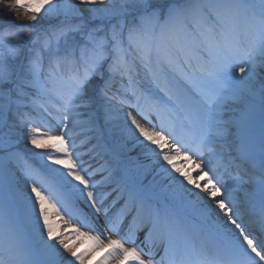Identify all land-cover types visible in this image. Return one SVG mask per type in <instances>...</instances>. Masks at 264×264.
Instances as JSON below:
<instances>
[{
	"label": "snow or ice",
	"instance_id": "1",
	"mask_svg": "<svg viewBox=\"0 0 264 264\" xmlns=\"http://www.w3.org/2000/svg\"><path fill=\"white\" fill-rule=\"evenodd\" d=\"M0 15V264H264V0Z\"/></svg>",
	"mask_w": 264,
	"mask_h": 264
},
{
	"label": "bare ground",
	"instance_id": "2",
	"mask_svg": "<svg viewBox=\"0 0 264 264\" xmlns=\"http://www.w3.org/2000/svg\"><path fill=\"white\" fill-rule=\"evenodd\" d=\"M146 126H148V125H146ZM256 130H257V134H258V133H259V119H258V118H257ZM174 162L177 163V164L180 165V166H184L186 170L190 171V172L192 173L194 179L197 178V172H196V170H195L194 168L191 167V162H189L188 164H185V163H184V158H183V157L178 158V159L175 160ZM199 180H200L201 182H203L204 178H203V177H199ZM4 186H6V185H5V181H4ZM52 218H53V220L56 221L57 223H61V227H64V226H63V223L59 220L58 217H55V216L53 215ZM73 226H74V225H70V226H68V228L65 229V230L70 232V231L72 230V227H73ZM72 242H73V243H78V245H79V250H80V251H83L84 249H86L87 247L90 246V242L87 241V240H84V241H82V242H78V241H76L75 238H73ZM103 254H104V253H103V250L97 252V253L91 258V260L89 261V264H97V260H98L99 258H101V257L103 256Z\"/></svg>",
	"mask_w": 264,
	"mask_h": 264
},
{
	"label": "rangeland",
	"instance_id": "3",
	"mask_svg": "<svg viewBox=\"0 0 264 264\" xmlns=\"http://www.w3.org/2000/svg\"><path fill=\"white\" fill-rule=\"evenodd\" d=\"M10 19H11V17L0 15V21H3V20H10ZM17 23H19V22H17ZM134 114H135V113H134ZM138 118H139V117H138ZM141 122L144 123L143 120H142ZM52 123L55 124V121L52 122ZM5 187H6V186H4V178H3V177H0V190H3ZM72 225H74V226H79V225L76 224L75 221L72 222ZM82 230H84V229H82ZM112 235H113V238H119V237L116 236L115 234H112ZM130 246H132V245H130Z\"/></svg>",
	"mask_w": 264,
	"mask_h": 264
}]
</instances>
